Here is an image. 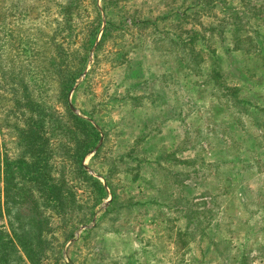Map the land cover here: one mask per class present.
Returning a JSON list of instances; mask_svg holds the SVG:
<instances>
[{"label":"rangeland","instance_id":"1","mask_svg":"<svg viewBox=\"0 0 264 264\" xmlns=\"http://www.w3.org/2000/svg\"><path fill=\"white\" fill-rule=\"evenodd\" d=\"M1 2L0 52L21 69L78 67L66 101L100 144L82 164L109 185L96 205L76 188L66 223L53 214L45 264H264V0ZM56 79L44 101L69 125Z\"/></svg>","mask_w":264,"mask_h":264},{"label":"trees","instance_id":"2","mask_svg":"<svg viewBox=\"0 0 264 264\" xmlns=\"http://www.w3.org/2000/svg\"><path fill=\"white\" fill-rule=\"evenodd\" d=\"M3 17L0 0L2 46ZM88 32L92 43L96 25L95 30L93 26ZM15 39L17 35L12 31L7 41L11 45ZM3 51L4 49L0 52V83L4 84L5 91L9 90L10 102L2 110L13 119L4 126L12 127L13 144L17 153L15 158L9 160L7 154L0 150V264H45L49 254L53 253L50 239L53 216L60 217L66 223V218L70 217L67 214L76 188L93 194L96 205L101 199L95 193L108 195L105 187L109 188V185L106 177L102 183L96 175L88 173L82 164L84 157L91 151L93 155L99 151L100 144L97 145L96 126L75 115L66 101L70 81L79 74L76 71L78 67L74 66L72 70L61 69L63 60L59 56L56 62L48 60L47 66L52 67L49 74L35 69L31 63L25 64L21 69L17 59H14L20 53L11 55L10 52ZM16 68L18 69L15 70ZM54 75L61 85L58 92L64 97L62 112L68 114L69 125H66V117L60 120L55 115L60 111L53 110L44 101L46 78ZM66 82L69 85L64 86ZM2 89L0 106L5 97ZM19 122L22 125H18ZM45 128L50 133L45 134ZM53 137L61 138L58 141L63 152H55L57 148L54 146V139H51ZM56 154L62 155L57 158ZM107 172L110 173L111 170L107 169ZM110 194L112 201L115 196L111 191ZM71 230H64L63 241L72 237Z\"/></svg>","mask_w":264,"mask_h":264}]
</instances>
